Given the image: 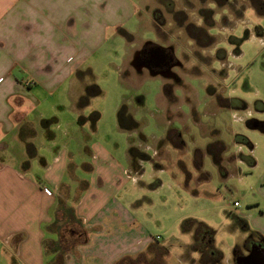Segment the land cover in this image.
I'll return each instance as SVG.
<instances>
[{"label": "rangeland", "instance_id": "obj_1", "mask_svg": "<svg viewBox=\"0 0 264 264\" xmlns=\"http://www.w3.org/2000/svg\"><path fill=\"white\" fill-rule=\"evenodd\" d=\"M144 3L129 35L114 34L83 58L71 78L72 98L62 87L41 93L30 111L40 150L49 159L48 148L65 145L76 152H70L71 161H88L83 145L106 149L128 172L120 195L143 211L152 236L161 237L164 247L168 241V264H178L179 245L191 239L181 232L185 219L210 229L221 257L216 264H233L235 249L249 248L240 224L259 230L264 222V0ZM183 15V23L204 27L208 36L201 28V40L188 37L179 29ZM148 46L170 49L179 62L170 68L173 77L131 65ZM81 96L86 101L77 108ZM229 97L238 101L228 105ZM52 117L57 120L44 125L49 136H41V119ZM234 133L246 136L252 151ZM58 223L50 228L58 231ZM67 245L61 235L49 245L55 264H62Z\"/></svg>", "mask_w": 264, "mask_h": 264}, {"label": "crops", "instance_id": "obj_2", "mask_svg": "<svg viewBox=\"0 0 264 264\" xmlns=\"http://www.w3.org/2000/svg\"><path fill=\"white\" fill-rule=\"evenodd\" d=\"M140 2L0 0V264H53L56 253L49 245L60 235L68 244L62 264H168V241L164 247L161 237L152 236L143 224V211L120 195L129 177L121 163L106 149L97 147L96 152L86 145L80 149L88 161H71L70 152H76L65 145L48 148L51 157L46 158L38 142L39 128L30 117L48 89L53 93L67 88L72 98L71 78L80 71L83 58L110 36L129 35L139 22L140 8L148 5ZM191 24L194 33L205 31ZM179 29L201 40L186 31L185 23ZM173 75L170 69L163 76ZM227 100L228 105L238 101ZM56 120L41 119L40 135L49 136L44 125ZM261 125L264 129V121ZM234 135L252 151L254 145L246 136ZM248 159L251 167L256 165L253 156ZM237 217L245 220L242 214ZM56 221L62 225L58 231L50 228ZM243 222L249 248L245 253L235 249L241 254L234 253L233 264L258 248L264 254V222L259 230ZM188 229H181L191 239L179 245L177 263L216 264L219 258L208 252L204 259V249L197 247L201 241L196 227ZM185 247L189 251L183 255Z\"/></svg>", "mask_w": 264, "mask_h": 264}, {"label": "trees", "instance_id": "obj_3", "mask_svg": "<svg viewBox=\"0 0 264 264\" xmlns=\"http://www.w3.org/2000/svg\"><path fill=\"white\" fill-rule=\"evenodd\" d=\"M180 23L179 25L183 24V22L185 21V16L183 15V17H181V19L179 20ZM195 27L191 24V23H185V29L186 31L194 38H198L197 35L202 32L201 29H197V33H194L193 29ZM195 30V29H194ZM196 32V31H195ZM94 92H97V89L95 88ZM83 96V95H82ZM81 96V97H82ZM83 99V100H82ZM81 99V102H79V106H83L85 101H86V98L84 99V97H82ZM118 125L121 126V121L122 119L124 118V107L122 106L121 109L118 111ZM96 117V116H95ZM239 220V219H238ZM195 226L196 229H197V232L199 233L200 235V244H198V248L201 250V249H206V245H209L207 246L209 248L208 252L209 254H213V257L215 259H218L220 258V252L213 248L212 246V243H211V231L208 227H206L202 222H198V221H195V220H192V219H186L182 222V229H188L190 228L191 226ZM205 248H204V247ZM208 254V253H207ZM206 254V255H207ZM204 256L205 253L203 254ZM207 257V256H206ZM55 264V263H53Z\"/></svg>", "mask_w": 264, "mask_h": 264}, {"label": "flooded vegetation", "instance_id": "obj_4", "mask_svg": "<svg viewBox=\"0 0 264 264\" xmlns=\"http://www.w3.org/2000/svg\"><path fill=\"white\" fill-rule=\"evenodd\" d=\"M168 50L148 46L138 53L137 60L146 63L152 70L166 72L167 68L174 67L179 63Z\"/></svg>", "mask_w": 264, "mask_h": 264}, {"label": "water", "instance_id": "obj_5", "mask_svg": "<svg viewBox=\"0 0 264 264\" xmlns=\"http://www.w3.org/2000/svg\"><path fill=\"white\" fill-rule=\"evenodd\" d=\"M131 65L136 68L137 70L141 69V68H148L151 73H153L154 75L156 74H162L164 75L165 73L170 74V67L167 68L166 72L161 71V70H152L149 65H147L146 63L140 62L137 60V52L134 54L132 60H131ZM236 264H264V254H263V249L262 248H258L255 249L253 251H251L247 256H243V257H238L236 259Z\"/></svg>", "mask_w": 264, "mask_h": 264}, {"label": "built area", "instance_id": "obj_6", "mask_svg": "<svg viewBox=\"0 0 264 264\" xmlns=\"http://www.w3.org/2000/svg\"><path fill=\"white\" fill-rule=\"evenodd\" d=\"M233 205H234L235 207H238V206H239V202H238L237 200H235V201H233Z\"/></svg>", "mask_w": 264, "mask_h": 264}]
</instances>
